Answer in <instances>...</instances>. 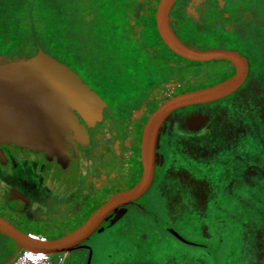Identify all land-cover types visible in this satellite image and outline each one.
Here are the masks:
<instances>
[{
  "label": "rangeland",
  "instance_id": "rangeland-1",
  "mask_svg": "<svg viewBox=\"0 0 264 264\" xmlns=\"http://www.w3.org/2000/svg\"><path fill=\"white\" fill-rule=\"evenodd\" d=\"M132 1L0 0V63L29 59L44 50L80 70L82 77L113 107L124 105L132 90L156 72L149 59L136 49L135 42L130 39V43L127 38L137 28L148 40L147 33L151 35L156 29V10L151 11L145 3L133 6L132 28H127L125 14L129 13ZM235 1L238 0L232 2ZM240 1L250 11L264 8V0ZM252 32L253 27L246 26L239 34L247 50L253 49ZM180 85L176 80L171 91H159L155 104L159 106L183 90ZM229 103L225 107L205 104L184 108L168 121L173 117V122L186 118L190 125L197 122L207 127L209 117L218 121L219 109H226L238 125L235 145L174 143L172 149L176 153L171 157L170 147L171 161L167 158L165 166L186 191L171 186V173L167 183L159 184L156 178L152 188L129 206L130 213L119 224L110 230L102 227L78 247V252L85 254L93 249L92 264H136L140 260L146 264H254L250 263L253 256L264 258V220H260L264 218V176L250 169L243 176L230 177L247 161L264 157V125L259 123L258 113L264 111V96L248 91ZM136 109L137 117L138 113L149 111L147 106L141 111ZM110 117L107 112L108 124L100 123L93 130V140H113L115 124ZM242 119L251 125L244 126ZM206 130L209 132L210 128ZM133 134L128 156L122 159L126 161L115 160L128 174L134 172L135 154L141 150V134ZM93 146L94 142L89 151L74 159L70 168L60 171V176L78 179V183L82 176H90L96 161L91 156L97 153ZM172 196L180 209L171 205ZM217 221L218 234L213 224ZM161 223L174 227L189 241L207 242L209 249L178 241L162 231ZM53 258L57 264L60 262V255ZM76 260L73 256L71 264H78Z\"/></svg>",
  "mask_w": 264,
  "mask_h": 264
},
{
  "label": "flooded vegetation",
  "instance_id": "flooded-vegetation-1",
  "mask_svg": "<svg viewBox=\"0 0 264 264\" xmlns=\"http://www.w3.org/2000/svg\"><path fill=\"white\" fill-rule=\"evenodd\" d=\"M160 1L145 0L144 2L151 11L155 9L157 13ZM232 1L179 0L170 14V24L175 33L190 48L198 51L216 49L233 51L247 59L249 71L245 83L233 94L216 102L207 103L223 107L230 104L229 102L238 95L248 91L252 94L261 93L264 96V8L259 7L255 11H250L245 2ZM155 21L156 29L152 30L151 35L147 33L148 40L141 29H132L131 41L135 42L136 49L149 59L156 72L145 77L144 81L132 90L129 94L130 99H127L124 105L113 107V103L106 100L99 90L98 92L94 89L82 77L80 70L68 65L107 103L103 120L95 127L88 128L90 136L88 146L77 144L78 151L75 152L73 146L69 145L71 159L64 157L61 162L57 157L49 158L44 152L38 153L14 144H4L0 147V218L7 224L27 236L43 241H53L70 234L82 226L93 212L112 196L131 189L140 181L143 174L141 152L145 125L153 113L167 101L159 106L155 104L159 91L162 90L164 93L171 91V84L177 80L183 88L176 94L179 95L215 86L236 74L237 66L231 61L197 62L177 55L161 38L156 17ZM246 26H252L253 32L255 31V34L252 32L253 49L251 50H247L239 38L240 31ZM200 105L205 106V104ZM146 106L149 111L138 113L139 117H137L136 108L141 111ZM219 110L220 115H214L218 117V121L209 117L206 121L207 127L197 122L190 125L186 118L173 122L174 117L168 121L170 116L166 120L160 131V148H158L154 183L156 178L159 184L167 183L170 181L171 173V186L176 185L183 192L186 191V187L182 186V183L175 179L172 172L165 166L167 158L169 162L171 161L170 147L171 157L176 153L175 148L172 149L176 142L184 141L205 147H231L236 144L239 129L238 125L236 126L235 117L226 109ZM253 110L257 111V108ZM107 112L114 120V138L109 143L99 141L97 138L93 140V130L98 128L100 123L108 124ZM258 113L261 119L259 123L262 122L264 125V111H258ZM80 121L85 124L81 117ZM242 123L246 127L251 125L246 124L244 119ZM207 128H210L209 132ZM136 132L141 134L140 156H137L138 153L135 154L140 163L135 159V170L128 174L122 170L123 165L115 160H122L128 156L131 140L135 138L132 135ZM99 134L100 132H97V135ZM67 141H70L68 137ZM93 142L97 153L95 157L91 156L96 159L92 174L86 178L82 176L83 180L79 183L78 179L61 177L60 171L70 168L74 159L89 151ZM244 166L241 170L232 172L230 177L243 176L250 169H254L255 174L264 176V157L255 158L251 162L247 161ZM172 197L171 205L178 206L177 209H180L181 205L174 202V196ZM130 211L131 207L128 213ZM219 223L218 221L213 223L217 234ZM160 225L162 231L168 234L170 233L165 228H174L167 223ZM115 226L111 227L109 223H105L103 227L110 230ZM205 243L207 244L205 241L204 244H200L205 249H209ZM23 251L15 239L0 231V264L11 257L16 259ZM78 251L80 249L77 247L71 253L60 255L58 264H71L73 256L77 258L78 264H92L93 249L90 250L92 251L90 254L89 249L85 254ZM136 264L146 263L140 260Z\"/></svg>",
  "mask_w": 264,
  "mask_h": 264
},
{
  "label": "water",
  "instance_id": "water-1",
  "mask_svg": "<svg viewBox=\"0 0 264 264\" xmlns=\"http://www.w3.org/2000/svg\"><path fill=\"white\" fill-rule=\"evenodd\" d=\"M178 1L161 0L159 3L156 20L163 41L188 60L231 61L237 66L236 74L215 86L176 95L161 105L144 128L140 181L131 189L112 196L70 234L43 241L21 233L0 218V231L15 239L21 249L39 255L67 254L88 241L105 223L115 226L128 213L129 206L142 198L154 183L160 131L166 120L180 109L221 100L245 83L249 66L242 55L221 49L194 50L178 37L170 24V14ZM105 109L107 103L100 95L68 65L44 50L29 59L0 63V147L14 144L44 152L49 158L57 157L60 162L64 157L70 160L69 145L75 152L77 144L88 146V128L103 120ZM165 229L185 244L203 246L189 241L174 228Z\"/></svg>",
  "mask_w": 264,
  "mask_h": 264
},
{
  "label": "crops",
  "instance_id": "crops-1",
  "mask_svg": "<svg viewBox=\"0 0 264 264\" xmlns=\"http://www.w3.org/2000/svg\"><path fill=\"white\" fill-rule=\"evenodd\" d=\"M137 156L139 157L140 154L139 155L137 154ZM136 160L139 161L138 158H136ZM139 163H140V161H139ZM135 164H136V161H135ZM41 260L42 259H37L34 262H37V261H40V262L33 263L30 261L28 256L25 255L23 252V253L19 254L16 259H15V257H11L6 262H2L1 264H10L11 262H12V264H57L55 262V258H53L52 255L50 256V259H48V260H42V261Z\"/></svg>",
  "mask_w": 264,
  "mask_h": 264
},
{
  "label": "trees",
  "instance_id": "trees-1",
  "mask_svg": "<svg viewBox=\"0 0 264 264\" xmlns=\"http://www.w3.org/2000/svg\"><path fill=\"white\" fill-rule=\"evenodd\" d=\"M145 2H142V0H133L132 1V6L129 8V13H127V14H125V16L127 17V28H132V25H131V23H130V21H131V17H130V15H131V10H132V7L133 6H135V5H139V6H143V4H144ZM145 5H147V3H145ZM93 23H97L96 21H94ZM24 31H25V29H24ZM127 38H128V40H129V42L130 43H132L131 41H130V37L129 36H127ZM264 207V206H263ZM260 220H264V218L263 219H260ZM263 260V261H262ZM250 263H254V264H264V258L263 257H261V255H260V257H258V256H256V257H252V259L250 260Z\"/></svg>",
  "mask_w": 264,
  "mask_h": 264
},
{
  "label": "built area",
  "instance_id": "built-area-1",
  "mask_svg": "<svg viewBox=\"0 0 264 264\" xmlns=\"http://www.w3.org/2000/svg\"><path fill=\"white\" fill-rule=\"evenodd\" d=\"M23 252H24L25 255L28 256L29 259H30L31 256H35V257L38 258V259H40V258H44V259H42V260H48V259H50V256H51V255H39V254L31 253V252H29V251H25V250H24ZM42 260H41V261H42ZM30 261L33 262V263H38V262H40V261L34 262V261H32V260H30Z\"/></svg>",
  "mask_w": 264,
  "mask_h": 264
},
{
  "label": "bare ground",
  "instance_id": "bare-ground-1",
  "mask_svg": "<svg viewBox=\"0 0 264 264\" xmlns=\"http://www.w3.org/2000/svg\"><path fill=\"white\" fill-rule=\"evenodd\" d=\"M38 258H36L35 256H31L30 257V260H32V261H36ZM40 259H44V258H40Z\"/></svg>",
  "mask_w": 264,
  "mask_h": 264
}]
</instances>
